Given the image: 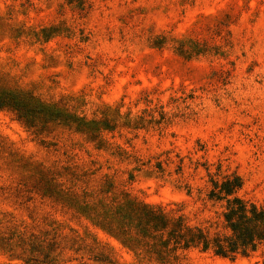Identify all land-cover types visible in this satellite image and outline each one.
Segmentation results:
<instances>
[{
	"label": "rangeland",
	"instance_id": "374dc122",
	"mask_svg": "<svg viewBox=\"0 0 264 264\" xmlns=\"http://www.w3.org/2000/svg\"><path fill=\"white\" fill-rule=\"evenodd\" d=\"M0 96V264H264L184 243L264 211V0H0Z\"/></svg>",
	"mask_w": 264,
	"mask_h": 264
},
{
	"label": "trees",
	"instance_id": "16d2710c",
	"mask_svg": "<svg viewBox=\"0 0 264 264\" xmlns=\"http://www.w3.org/2000/svg\"><path fill=\"white\" fill-rule=\"evenodd\" d=\"M12 105L11 100L0 96V107ZM20 115L25 112L18 109ZM243 188V182L238 176L225 178L222 182H213V188L209 197L212 200L224 201L225 211L223 214L225 232L215 233L198 227H190V236L185 240L188 247H201L203 251L212 250L216 255L223 258L235 259L238 256L250 257L264 247V211L238 195ZM148 222L156 221L154 227L161 224L166 226V219L161 214L148 213ZM181 230V223L177 224ZM177 232L173 230L171 234ZM180 242L184 240L178 232L172 235Z\"/></svg>",
	"mask_w": 264,
	"mask_h": 264
}]
</instances>
